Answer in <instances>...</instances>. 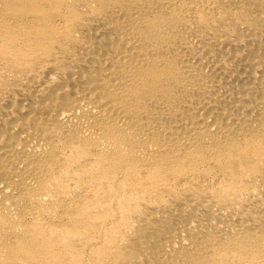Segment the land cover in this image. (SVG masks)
<instances>
[{
    "label": "bare ground",
    "instance_id": "6f19581e",
    "mask_svg": "<svg viewBox=\"0 0 264 264\" xmlns=\"http://www.w3.org/2000/svg\"><path fill=\"white\" fill-rule=\"evenodd\" d=\"M0 264H264V0H0Z\"/></svg>",
    "mask_w": 264,
    "mask_h": 264
}]
</instances>
